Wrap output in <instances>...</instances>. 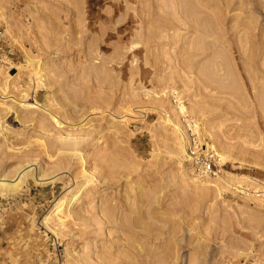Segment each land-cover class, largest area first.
<instances>
[{"label": "rangeland", "instance_id": "374dc122", "mask_svg": "<svg viewBox=\"0 0 264 264\" xmlns=\"http://www.w3.org/2000/svg\"><path fill=\"white\" fill-rule=\"evenodd\" d=\"M25 171L0 264H264V0H0V179Z\"/></svg>", "mask_w": 264, "mask_h": 264}, {"label": "built area", "instance_id": "2783aa9c", "mask_svg": "<svg viewBox=\"0 0 264 264\" xmlns=\"http://www.w3.org/2000/svg\"><path fill=\"white\" fill-rule=\"evenodd\" d=\"M186 147L185 160L196 174H210L215 167V154L207 145L200 133L199 127L194 121H187L183 131Z\"/></svg>", "mask_w": 264, "mask_h": 264}, {"label": "bare ground", "instance_id": "6f19581e", "mask_svg": "<svg viewBox=\"0 0 264 264\" xmlns=\"http://www.w3.org/2000/svg\"><path fill=\"white\" fill-rule=\"evenodd\" d=\"M55 118V117H54ZM177 125H175V127H176ZM176 129H177V131L180 133V136H181V140H182V142H183V146H184V152H185V150H186V147H185V143H184V136H183V132H182V130H181V128L180 127H176ZM29 171V170H28ZM28 171H25V172H23V173H21V175H19V177L17 178V181L16 182H14V183H7V182H5V180L4 179H0V187L2 188V189H4V190H9V189H11V188H17V187H19L22 183H23V180H24V177L27 175V172ZM34 179L36 180V181H40V180H42L41 178H37V177H34ZM85 179V178H84ZM43 181V180H42ZM10 182V181H9ZM88 183H87V181H84L83 182V180H82V183H80V184H78V185H76V191L77 192H80L81 190H84L85 188H86V185H87ZM76 192V193H77ZM78 195V194H77ZM75 196V193H73V194H70V197H69V199H68V202L70 203L71 201H72V199H73V197ZM76 198V197H75ZM62 204H63V202H62ZM70 213V207H67V213ZM121 230H123L124 231V229H121ZM126 231V230H125ZM124 231V232H125Z\"/></svg>", "mask_w": 264, "mask_h": 264}]
</instances>
